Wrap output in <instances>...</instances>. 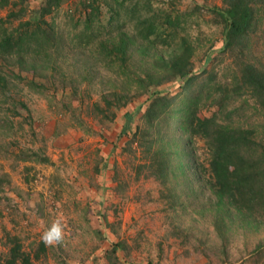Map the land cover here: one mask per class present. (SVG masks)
<instances>
[{
	"label": "rangeland",
	"instance_id": "obj_1",
	"mask_svg": "<svg viewBox=\"0 0 264 264\" xmlns=\"http://www.w3.org/2000/svg\"><path fill=\"white\" fill-rule=\"evenodd\" d=\"M57 1L0 6V40L15 27L25 30L23 22L30 32H39L38 26L50 36V45L33 41L10 56L0 53V262L15 237L32 264H264V207L254 211L249 226L246 213L216 210L207 137H194L181 168L175 158L174 172L161 185L147 169L138 171L141 147L132 134L144 124L153 90L171 95L180 85L170 79L144 89L137 73L154 57L167 58L182 38L193 47L194 72L204 66L228 87L241 74L237 60L264 64V0L256 4L255 29L241 43L239 59L225 48L219 13L225 0H122L113 15L115 0ZM152 19L160 36L146 38ZM161 24L169 26L164 33ZM121 25L135 41L125 63L106 47L118 40ZM34 53L39 55L32 58ZM18 55L21 65L14 63ZM223 90L216 88L200 116L222 108L216 101ZM235 97L227 110L240 106L239 121L264 136L251 93ZM128 113L131 130L121 133ZM161 125L165 141H176L178 133L191 147L181 128ZM165 186L170 191L164 196ZM217 217L221 228L212 223ZM54 223L63 228V242L43 250L41 236ZM114 242L121 244L115 252Z\"/></svg>",
	"mask_w": 264,
	"mask_h": 264
},
{
	"label": "trees",
	"instance_id": "obj_2",
	"mask_svg": "<svg viewBox=\"0 0 264 264\" xmlns=\"http://www.w3.org/2000/svg\"><path fill=\"white\" fill-rule=\"evenodd\" d=\"M50 1L52 4L58 3L57 0ZM260 1L262 0H225V6L219 11L225 25V48L231 54H238L237 59L242 57L241 43L255 29L254 12L256 4ZM9 2L10 0H0V6H5ZM121 2L122 0H115V4L109 7L112 15L118 13L117 8ZM97 5L92 7V11L94 10L92 16L99 11ZM49 9V7L45 8V12ZM158 14L159 11L156 10L154 16L157 17ZM146 22L147 20H142V23ZM22 24L25 30L19 31V28L15 27L14 31L6 33L3 40H0L2 56H10V54L16 53V48L19 45L33 41L38 46L50 45V36L43 31L42 27L36 26L39 32L41 31L40 33H32L29 30V23L23 22ZM151 24L152 27H150ZM156 24L157 22L153 19L148 21L147 25L149 26L146 27V30L150 34L146 38H149L151 34L156 37L160 36L159 31L155 30ZM167 26L159 25L163 33ZM118 34V40L115 42L111 40L112 45L106 47L109 53L119 54L118 56L125 63L130 57V46L135 41L123 30L122 25ZM36 52L40 54V51ZM38 55L34 53L31 57L36 58ZM167 55V58L162 54L154 57L148 68L141 69L142 71L137 73V78L143 84L144 89H147L149 85H159L170 79L180 80L179 90L175 94L167 95L161 93L162 91L159 89L153 90L152 101L144 115V124L137 126L132 133L133 139L136 138L141 147L142 161L138 164V171L145 168L150 175L159 180L161 185H166L174 172L172 163L175 158L180 159L177 162V168H181V157L190 153L194 137L197 135L207 137L211 151L210 166L213 175V179L208 180V183L215 196L216 210L222 211L224 207H232L236 213H246L250 217L245 219V224L249 226L254 211L260 209L259 206L264 207V136L261 137L253 125L243 126L238 118L240 106L236 107L235 105L228 110L226 107L229 102L237 98L235 94L242 95L246 89L253 97L252 114L261 117L264 122V64L250 60H237L241 74L240 76L234 75L230 82L231 87H228L227 84L222 85L220 81H215L213 73L206 74L204 66L199 72H194L193 47L187 38H182L176 48L170 50ZM23 58L22 55L14 57V63L21 65ZM40 64L41 62L37 64L39 68ZM47 68L46 70L43 66L40 68L45 71L44 75L48 73ZM141 75L144 76L140 77ZM1 77L0 75V79ZM218 87L224 89L219 101H216L222 108L209 117L200 116L198 112L213 101ZM115 93L117 92H113V94ZM107 102L108 105H111V102ZM119 105L120 103H116L117 108ZM99 110L103 109L100 107ZM217 113H221L225 119L217 118ZM131 117V114L128 113L127 122L121 133L126 132L127 129L131 130L129 124ZM217 119L222 121L219 122ZM162 123L168 127L172 126V130L175 128L177 131L178 128H181L186 145H191V147L185 148L182 145L178 133L176 141L173 140L171 144L168 140L165 141L161 133ZM169 191L168 187H163L162 195H167ZM177 200L179 201L178 205L184 207V202H181L178 194ZM259 214L264 216L260 211ZM226 217L229 219L228 216ZM220 220L221 218L218 220L217 217L212 221L215 228H221ZM12 239L13 244L9 254L2 259L0 264H32L29 253L21 249L19 240L15 237ZM40 246L41 249H45L42 242ZM120 246V242H114L111 251L115 252Z\"/></svg>",
	"mask_w": 264,
	"mask_h": 264
},
{
	"label": "clouds",
	"instance_id": "obj_3",
	"mask_svg": "<svg viewBox=\"0 0 264 264\" xmlns=\"http://www.w3.org/2000/svg\"><path fill=\"white\" fill-rule=\"evenodd\" d=\"M63 228L59 223H54L41 236V242L45 246H58L63 242Z\"/></svg>",
	"mask_w": 264,
	"mask_h": 264
}]
</instances>
